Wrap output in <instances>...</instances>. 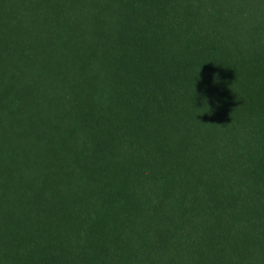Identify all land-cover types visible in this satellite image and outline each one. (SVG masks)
I'll use <instances>...</instances> for the list:
<instances>
[{"label": "trees", "instance_id": "1", "mask_svg": "<svg viewBox=\"0 0 264 264\" xmlns=\"http://www.w3.org/2000/svg\"><path fill=\"white\" fill-rule=\"evenodd\" d=\"M0 264H264V0H0Z\"/></svg>", "mask_w": 264, "mask_h": 264}]
</instances>
